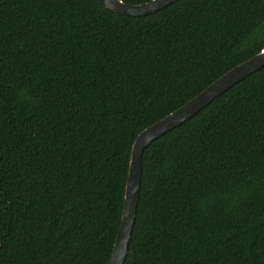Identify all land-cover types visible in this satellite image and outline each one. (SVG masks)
<instances>
[{
	"label": "trees",
	"instance_id": "16d2710c",
	"mask_svg": "<svg viewBox=\"0 0 264 264\" xmlns=\"http://www.w3.org/2000/svg\"><path fill=\"white\" fill-rule=\"evenodd\" d=\"M263 50L264 0H0V264H108L137 136ZM124 264H264V67L144 150Z\"/></svg>",
	"mask_w": 264,
	"mask_h": 264
},
{
	"label": "water",
	"instance_id": "95a60500",
	"mask_svg": "<svg viewBox=\"0 0 264 264\" xmlns=\"http://www.w3.org/2000/svg\"><path fill=\"white\" fill-rule=\"evenodd\" d=\"M106 10L125 16L140 17L163 9L177 0H152L141 5H128L120 0H96ZM264 67V50L232 68L189 102L144 129L135 139L130 154L121 223L108 264H124L136 218L141 181V158L144 150L159 137L195 116L231 87Z\"/></svg>",
	"mask_w": 264,
	"mask_h": 264
}]
</instances>
